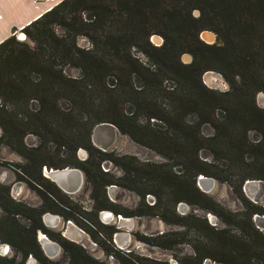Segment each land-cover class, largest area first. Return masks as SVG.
Instances as JSON below:
<instances>
[{
    "label": "trees",
    "instance_id": "1",
    "mask_svg": "<svg viewBox=\"0 0 264 264\" xmlns=\"http://www.w3.org/2000/svg\"><path fill=\"white\" fill-rule=\"evenodd\" d=\"M55 25H61L64 33L57 34ZM203 30L214 32L215 41L203 40ZM24 31L32 45L15 34L0 42V140L30 159V164L16 165L42 187L38 192L50 205L68 208L64 210L67 216L84 217L92 223L88 227L97 228L99 222L92 214L112 207L105 190L112 182L144 197L145 190L135 184L143 183L146 173L126 164L130 157L89 146L92 129L100 122L114 124L170 164H179L181 185L172 183L180 187L177 194L183 195L177 200L189 199L184 179L188 176L195 194L206 200L198 204L223 221H227L225 208L197 188V176L227 180V172L236 169L240 178L236 192L243 200L240 190L245 179L264 180V107L255 102L256 94L264 92V0H61ZM79 35L87 38L88 45L77 43ZM153 35L162 37L160 45L152 41ZM184 53L191 55L190 62L182 60ZM67 66L79 68L81 74L68 75ZM207 71L220 73L229 88L221 91L207 86L202 78ZM64 98L71 102V109L60 107ZM127 102L132 105L129 114L124 112ZM140 118L145 122L140 123ZM205 123L214 128L210 136L201 133ZM251 130L260 135L257 140L250 139ZM29 132L37 134L41 143L26 150L22 145ZM47 142L52 145L48 149ZM81 146L89 151L78 165L90 186L89 211L40 175L44 164L69 166L63 154H73ZM202 148L213 154V162L199 156ZM107 158L123 169V176L113 180L101 168ZM222 159L227 161L225 168L219 167ZM2 199L5 219L0 232L22 259L0 256V264H25L29 253L42 264H60L49 261L34 238L36 229H44L41 210L7 195ZM158 206L155 202L147 211L141 206L136 209L139 214L143 210L153 214L150 209ZM255 210L264 212L261 207ZM16 214L29 223H19ZM243 214L234 213L247 219L242 237L210 227L214 234L227 236H216L219 239L213 243L228 255L218 261L264 264V233L253 226L249 213ZM195 220L209 228L206 219ZM111 231V246H103L113 253ZM62 246L71 264H102L75 242L64 240ZM203 257H196L197 264ZM150 264L167 262L151 260Z\"/></svg>",
    "mask_w": 264,
    "mask_h": 264
},
{
    "label": "rangeland",
    "instance_id": "2",
    "mask_svg": "<svg viewBox=\"0 0 264 264\" xmlns=\"http://www.w3.org/2000/svg\"><path fill=\"white\" fill-rule=\"evenodd\" d=\"M194 13L197 14L198 12L194 11ZM54 30L59 35L64 33V28L61 25H55ZM202 38L204 39L203 34ZM215 38L216 36H214V39L211 41L205 40L206 42H214ZM151 39L155 44L160 41V38L156 36ZM76 41L80 46H86L89 43L87 38L83 35L77 36ZM26 42L31 45L33 44L30 39ZM181 58L184 62H188L190 59L187 53H184ZM64 70L68 75L75 77L81 74L80 69L73 66H67ZM202 78L205 84L211 88L221 91H225L229 88L228 82L218 72L207 71L203 74ZM134 83L135 86H138L137 80H134ZM164 102L166 103V101ZM255 102L257 105L264 107V92H258L256 94ZM32 103L35 104V101ZM59 104L60 107L65 110H69L72 107L71 102L66 98L62 99ZM131 107V102L125 103L124 112L129 114ZM139 122L144 123V118H140ZM201 133L205 136H210L214 133V128L211 124L205 123L201 126ZM1 134L2 128L0 127V136ZM249 137L252 140H257L260 135L256 131L251 130L249 132ZM89 141L91 144L89 146H95L92 141V132ZM23 142L24 144L22 146L28 150L38 146L41 140L37 134L29 132L25 135ZM44 146L48 149V147L52 145L50 142H47ZM107 150L113 151L112 153L116 156L126 155L130 157L126 164L135 166L141 173L143 171L146 173V179L142 180L143 183L135 184V188L138 190H145L144 197L139 196L134 190L127 189L120 185L112 189L110 185H107L105 189L106 193H108L109 198L113 200L114 204L120 206L123 210H135L137 206H141L142 204L151 207L154 205V202H159V206L154 208V210L151 208V212H154L148 216L138 217L134 215L133 224H131L132 226L130 228L125 225L120 226V231L122 233L130 234L128 239L130 246H119L117 243H114V250L116 252L113 253L110 251L107 252L103 244L106 243L109 247L111 246V243L109 244L108 242L109 232L112 230L111 226L115 223V219L110 221L108 223L109 225L99 223L97 228L88 227V229H84V235L81 240H78V244L85 249L87 255L93 260H97V262H101L102 264H150L151 260L165 261L167 264H197L196 257L204 256L201 264H224L218 260L228 258L227 253L224 252L225 250L215 247L213 243L215 242V238L217 240L219 239V237L216 236H222L223 238L227 236L225 233L214 234L212 230H226L235 237L244 236L246 234L245 229H247L245 220L247 219H243L244 217L238 218L234 213H244L243 215H248L249 213L250 221L253 226L264 233V212L255 210L257 207L264 208V187L260 188L257 192V200L248 196L243 190V184L246 180H257V178L250 177L241 183L240 191L243 194L244 200L247 201V204L236 192L240 184L239 174L236 172V169L227 172V180L205 175L215 180L214 186L209 191L202 190L195 181V185L204 195L211 197L225 208L223 217L227 221H223L217 213L198 204V200L202 203H205L206 200L203 198L204 196H197V194H195L196 192L190 186L191 181L189 182L188 176H185L184 179L187 182L186 187L187 192H189V199L177 200L179 197L183 196L177 194L180 191V187L175 185L176 183L179 186L181 185V177L178 176L183 173V170L179 164H170L171 161L155 150L134 141L128 134L123 133L115 138L113 145ZM63 155V157H65L63 159H65L69 167L81 164V159L85 156L79 154L78 148L73 154L68 153ZM199 156L208 162L214 161L213 154L206 148L200 150ZM61 157L62 156H60V158ZM56 158L60 159L59 157ZM218 163L220 168H225L227 165V161L224 159L218 161ZM9 164L14 166L16 164L26 165L30 164V159L18 154L0 140V184L3 183L2 185L8 186L9 191H12L15 182V172ZM101 164L103 168H109V176L113 180L124 174L123 169L115 162L109 161L106 163L103 161ZM166 164L169 165L167 166ZM222 174L224 173L222 172ZM167 175H171V179H166ZM172 183L175 184L173 185ZM21 186V193L17 191L18 198L30 204H38L40 202L39 196L35 194L26 183L23 182L18 187ZM89 188L90 186L85 178L80 189L67 196H69L73 203L81 206V208L84 206L87 208L86 210L89 211L92 204L89 196L90 194L88 193ZM190 193H192V195H190ZM181 203L186 204L185 209L180 208ZM92 215L94 220L98 219L97 212H94ZM195 217L206 219L209 228L202 223H198ZM175 220L176 222H174ZM62 227L63 223L61 221L58 226L49 227L46 233L48 236L50 235V238L54 237L60 239L61 235L59 231ZM210 227L214 229L211 230ZM42 233H44V231H42ZM226 234L228 235V233ZM144 236L148 239L145 240L143 238ZM167 245H169V248L164 247ZM7 256L19 258L11 247ZM47 259L52 262H59L60 264H71V261L62 249L55 257ZM24 263L29 264L26 259ZM36 264L42 263L37 260ZM82 264L87 263L84 262Z\"/></svg>",
    "mask_w": 264,
    "mask_h": 264
},
{
    "label": "flooded vegetation",
    "instance_id": "3",
    "mask_svg": "<svg viewBox=\"0 0 264 264\" xmlns=\"http://www.w3.org/2000/svg\"><path fill=\"white\" fill-rule=\"evenodd\" d=\"M95 144V143H94ZM95 146H96V148H98L100 151H102V152H106V153H112L113 151H108L107 149H103V148H101L99 145H97V144H95ZM78 150H79V154L80 155H85L84 156V158H82L81 160L83 161V160H85L87 157H88V155H89V151L85 148V147H78ZM83 150V152H81ZM15 152H17L16 150H14ZM18 154H20L19 152H17ZM21 155V154H20ZM103 161H105L106 163H108L109 161H111V160H109L108 158L107 159H103L101 162H103ZM111 162H113V161H111ZM10 166H12V168H13V170H14V172H15V182H14V186H13V190L12 191H9V187L8 186H5V185H2V184H0V223L2 222L3 224H4V219H5V212H4V208H3V206L1 205V203H2V197L4 196L5 197V195H7L8 197H10L12 200H14V201H16V202H20V203H23V204H25V205H27V206H30V207H33V208H37V209H39V210H41V213H40V220H41V223H42V225H43V227H44V229H42V228H39V229H36V231H35V233H34V238H35V240L37 241V243H38V245H39V247H40V249L42 250V252H43V254L47 257V258H51V257H55L58 253H59V251L62 249L63 250V246H62V241H64V240H69V241H72V242H75V243H77L78 244V240H75V239H73L72 237H70L68 234H67V231H69V230H72L73 231V229H79V230H81L82 232H83V234H84V229L86 230V229H88V226L89 225H92V223H91V221H89V220H87V219H85L84 217H73V216H67L66 214H65V211L64 210H68V208H66V207H64L63 205H61V206H63V208H65V209H62V208H59L58 206L56 207L55 205H50V203H49V201H48V199H46V198H44L41 194H39V192H38V188H40V189H42V187L38 184V183H36V181L32 178V177H30V176H28V175H26L22 170H21V166H18V165H11V164H9ZM66 167V166H65ZM73 167H78V168H80L82 171H83V174H84V177H83V181H82V184H83V182H84V180H85V178H86V174H85V172H84V170L80 167V166H73ZM50 168H53V167H48L47 165H42L41 166V168H40V175L42 176V177H44V178H46V179H48V180H50V181H52V182H54L53 180H51L47 175H46V172H45V170L46 169H50ZM58 168H60V167H58ZM61 168H64V167H61ZM101 168L104 170V171H110L109 170V168H103L102 167V164H101ZM26 183L27 184V186L35 193V194H37L38 196H39V199H40V202L38 203V204H30V203H28V202H26V201H23V199H21V198H18L17 197V191L19 192V193H21V191H22V186L21 187H18V186H20V184H22V183ZM55 183V182H54ZM56 184V183H55ZM81 184V185H82ZM57 185V184H56ZM108 185H110V188L112 189V188H114V187H116V186H118L119 184L117 183V182H112V183H110V184H108ZM58 186V185H57ZM59 187V186H58ZM21 188V189H20ZM60 188V187H59ZM106 188H107V186H106ZM80 189V188H79ZM78 189V190H79ZM60 190L63 192V193H65L66 195H69V194H73V193H75V192H72V193H69V192H66L65 190H63L62 188H60ZM77 190V191H78ZM18 193V194H19ZM88 193L90 194V190L88 189ZM107 194V198H109V196H108V193H106ZM90 196V195H89ZM140 196V195H139ZM90 199H91V197H90ZM109 200L111 201V203H113L112 204V207H109V208H106V207H103V208H100V209H98V211H97V221H99V223H101V224H108L110 221H112L113 219H115V223L114 224H112V231H111V233H110V239H111V242H113V245H114V243H116V238H119V237H125L126 238V236H125V234H127L128 235V238H127V244H126V246H130V244H129V237H130V234H128V233H122L121 231H120V226H123V225H125V226H128L127 224H125V223H121V219H123V218H130V217H132V218H134V215H137L138 217H140V216H148L149 214L148 213H144V210L145 211H147V206L148 205H145V204H142L141 205V208L142 209H144L142 212V214H139V210H137V209H135V211L134 210H132V209H130V210H123L122 208H120V206H118V205H116V204H114V202H113V200H111L110 198H109ZM91 201L93 202V200L91 199ZM154 204H155V202H154ZM92 206V205H91ZM138 207V206H137ZM136 207V208H137ZM82 209H84V210H86L87 208H85L84 206H82ZM102 212H110L111 213V218H109V219H107V220H105L103 217H102ZM15 217H16V219H17V221L19 222V223H29L23 216H21L20 214H16L15 215ZM57 217V218H56ZM23 219V220H22ZM103 220H105V221H103ZM62 221V223H63V227L61 228V230L59 231V233H60V235H61V238L60 239H58V238H54V237H52V238H50L48 235H47V230H48V228L49 227H56V226H58L59 224H60V222ZM133 224V223H132ZM109 225V224H108ZM132 226V225H131ZM131 226H128L129 228L131 227ZM42 231H44V233H42ZM74 232V231H73ZM39 234V235H38ZM43 237H46V238H48L49 240H51V241H53V242H55V243H57L58 244V246H59V250L57 251V252H55V253H53V254H48L46 251H45V249H44V247H43V244H42V238ZM145 240L146 239H148L146 236H144L143 237ZM82 239V238H81ZM80 239V240H81ZM5 245H7L8 246V249L6 250V251H2V247L3 246H5ZM125 246V245H124ZM10 247L14 250V253L15 254H17L18 255V259L17 260H21L22 259V255H21V253L20 252H18V253H16V251H15V249H14V247H12L11 246V244H9L8 242H6L4 239H3V233H1L0 232V256H2V257H8L7 256V254H8V252H9V250H10ZM166 248V247H165ZM167 248H169V247H167ZM118 249V248H117ZM15 256V255H14ZM26 259V261L29 263V260L30 259H33V260H35V262H34V264H36V262H37V258L35 257V255L33 254V253H29V254H27V256L24 258V260ZM30 264V263H29Z\"/></svg>",
    "mask_w": 264,
    "mask_h": 264
},
{
    "label": "water",
    "instance_id": "4",
    "mask_svg": "<svg viewBox=\"0 0 264 264\" xmlns=\"http://www.w3.org/2000/svg\"><path fill=\"white\" fill-rule=\"evenodd\" d=\"M15 35H16V38L20 41H29V37L25 33L24 28L18 30L15 33ZM155 36L160 38L159 43H156L157 45H160L162 43V37L159 35H153L152 37H155ZM187 54L190 57L188 62H190L192 57L189 53ZM120 134L121 132L114 124L109 123V122H100L96 124L93 128L92 141L103 149H109L113 145L115 138ZM81 152H83V150ZM45 172H46V175L51 180H53L60 188H62L63 190L69 193L75 192L81 187L83 177H84L83 171L78 167L66 166L64 168H50V169H46ZM196 183L202 190L209 191L214 186L215 180L212 177H208L203 174H200L196 179ZM263 187H264V181L259 180V179L246 180L243 184L244 192L248 196L254 198L255 200L258 199L257 192L259 191L260 188H263ZM180 208L185 209L186 204L181 203ZM102 216L105 218V220H107L111 218V213L102 212ZM120 221L121 223L123 222L127 224L128 226H131L133 218L132 217L123 218ZM73 231L75 235H73L72 238L75 240H80L84 235L83 232L79 229H73ZM125 236L126 238H128L127 234H125ZM42 244H43L45 251L48 254H53L59 250L58 244L49 240L46 237L42 238ZM126 244H127V239L123 243V245H126ZM5 247L8 248L7 245H5ZM34 262L35 260L33 259L29 260L30 264H34Z\"/></svg>",
    "mask_w": 264,
    "mask_h": 264
},
{
    "label": "crops",
    "instance_id": "5",
    "mask_svg": "<svg viewBox=\"0 0 264 264\" xmlns=\"http://www.w3.org/2000/svg\"><path fill=\"white\" fill-rule=\"evenodd\" d=\"M61 0H0V42Z\"/></svg>",
    "mask_w": 264,
    "mask_h": 264
},
{
    "label": "bare ground",
    "instance_id": "6",
    "mask_svg": "<svg viewBox=\"0 0 264 264\" xmlns=\"http://www.w3.org/2000/svg\"><path fill=\"white\" fill-rule=\"evenodd\" d=\"M205 32V33H204ZM204 32H202V34H203V37H204V39L202 38V34H201V38L203 39V40H205V39H207V40H212V39H214V33L213 32H211V31H204ZM206 41V40H205ZM207 42H209V41H207ZM103 217V216H102ZM104 218V217H103ZM105 219V218H104ZM135 223V222H134ZM67 234L70 236V237H72L73 235H75V233L72 231V230H69V231H67ZM126 239L127 238H125V237H119V238H116V243L119 245V246H123V243L126 241ZM8 248H6L5 246H3L2 247V251H6Z\"/></svg>",
    "mask_w": 264,
    "mask_h": 264
}]
</instances>
